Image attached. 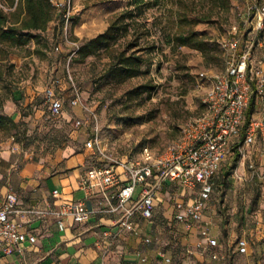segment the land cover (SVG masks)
I'll return each mask as SVG.
<instances>
[{"label": "rangeland", "instance_id": "rangeland-1", "mask_svg": "<svg viewBox=\"0 0 264 264\" xmlns=\"http://www.w3.org/2000/svg\"><path fill=\"white\" fill-rule=\"evenodd\" d=\"M60 1L66 0L54 3ZM70 1L72 19L67 33L59 13L42 33L40 42L27 39L24 44L13 46L2 62L0 112L12 117L16 125L0 128V189L10 183V175L30 165H35L42 175L53 172L59 159L67 157L66 153L85 152L89 167L137 160L144 146L156 154L162 153L180 137L182 127L202 110L210 83L202 81L200 72L212 74L224 69L226 53L220 42L235 30L250 35L255 20H243L246 6L251 1L264 3V0H233L229 6H216L203 0H160L145 12L150 30L140 41L147 47L144 53L152 64L144 66L148 72L119 82L107 72L108 57L91 55L80 60L72 43L81 45L105 31L112 19L128 7L129 0ZM191 8L196 14L210 15L195 26L210 45L206 53L167 42L178 13ZM134 33L137 34V25L133 24L119 41L126 43ZM70 76L85 106L70 105L73 95ZM56 77L62 81L63 88L59 91L65 100L60 116L50 114L45 100V89ZM140 84L154 88L136 94L133 89ZM28 87L31 95H35L31 103L24 100ZM258 99L256 115H264V97ZM78 119L83 121L80 126L75 123ZM4 151L10 152L7 160L2 156ZM261 157L254 153V146H249L244 154H236L230 173L245 175L237 172L241 163L245 164L247 174L252 173V165L257 166ZM221 205L222 215L229 218V201L224 199Z\"/></svg>", "mask_w": 264, "mask_h": 264}, {"label": "crops", "instance_id": "crops-1", "mask_svg": "<svg viewBox=\"0 0 264 264\" xmlns=\"http://www.w3.org/2000/svg\"><path fill=\"white\" fill-rule=\"evenodd\" d=\"M25 92V103H31L35 95H31L30 87ZM258 98L253 115L258 111ZM263 140L264 133L251 145L256 156H262L257 166L252 165V173L247 174L244 163L237 172L245 175L230 173L237 149L223 162L213 178L214 191L199 223L190 226L174 218L172 198L178 195L190 202L194 190L167 181L155 196L154 216L147 219L136 214L139 235L116 233L115 223L121 213L107 210L102 193L88 195L81 188L80 179L91 168L85 152L66 153L58 167L46 175L30 165L9 176L12 180L0 189V199L12 191L18 208L33 210L15 215L14 220L21 221L37 240L23 242L21 250L13 244L10 252L0 248V264H264ZM2 156L7 160L10 152L4 151ZM55 189L59 196L53 193ZM224 199L229 201L227 219L222 215ZM64 201L84 203L90 219L80 222L66 217L61 229L55 213ZM204 231L216 239V246H209ZM241 238L248 242L246 252L239 249Z\"/></svg>", "mask_w": 264, "mask_h": 264}, {"label": "built area", "instance_id": "built-area-1", "mask_svg": "<svg viewBox=\"0 0 264 264\" xmlns=\"http://www.w3.org/2000/svg\"><path fill=\"white\" fill-rule=\"evenodd\" d=\"M55 4L67 33L72 19L71 1ZM243 14L245 22L255 20L253 31L246 36L235 30L220 42L226 53L225 68L212 74L200 72L202 81L210 83L203 107L182 127L180 137L160 154L144 146L137 160L95 165L81 177L80 186L88 195L102 193L107 210L121 213L115 223L116 233L140 234L136 214L147 219L154 216L155 196L167 181L194 190L190 202L178 195L172 198L174 218L190 226L199 223L214 191L213 178L223 162L235 149L238 154H244V150L264 133V115H252L249 121L246 118L251 101L264 97V3L249 2ZM72 44L76 50L80 47L78 42ZM69 78L73 82L72 77ZM61 85V79L56 77L45 89V100L52 116L62 115L65 108V100L59 91ZM72 88L70 105L85 106L74 82ZM75 123L80 126L83 121L78 119ZM53 193L60 195L58 189ZM29 212L33 210L17 207V197L12 191L0 199V248L10 252L11 244L21 250L23 242H36L37 236L26 231L21 221L14 220L15 215ZM55 214L59 227L64 229L66 217L72 216L81 222L90 219L91 213L82 202L64 201L61 210ZM203 233L209 246L217 245L216 239L208 236L206 231ZM238 245L241 252L247 251L245 238L239 239ZM213 257L217 258L218 254Z\"/></svg>", "mask_w": 264, "mask_h": 264}, {"label": "trees", "instance_id": "trees-1", "mask_svg": "<svg viewBox=\"0 0 264 264\" xmlns=\"http://www.w3.org/2000/svg\"><path fill=\"white\" fill-rule=\"evenodd\" d=\"M159 1L129 0L128 7L112 19L105 31L82 42L75 52L79 59L85 60L91 55L108 57L107 72L119 82L148 72V69L143 68L144 66L150 67L152 61L149 55L144 53L147 47L140 44L141 39L147 36L150 30L144 15L148 8ZM203 1L212 2L217 4L216 6L218 4L229 6L233 0ZM0 3V76H2V62L11 54L10 48L24 44L27 39H33L36 43L40 42L42 33L47 30L49 23L59 16L60 12L54 0H0ZM5 6L9 7L10 11ZM207 13L196 14L193 8L180 11L175 28L167 38V42L178 46H190L206 53L210 45L195 30V26L210 16ZM133 24L137 25V34L134 33V37L126 43L120 42V36H126ZM133 30L136 31L134 28ZM62 88L61 85L59 89L62 91ZM153 88V85L140 84L133 90L137 94V92L142 93ZM255 99L251 101L247 110V121L255 112ZM12 125H16V121L0 112V128L7 129Z\"/></svg>", "mask_w": 264, "mask_h": 264}]
</instances>
